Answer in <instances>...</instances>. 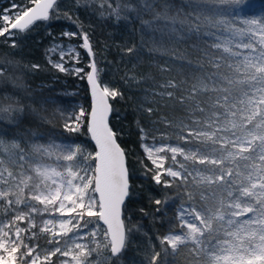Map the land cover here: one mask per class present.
I'll return each instance as SVG.
<instances>
[{
	"label": "snow or ice",
	"instance_id": "1",
	"mask_svg": "<svg viewBox=\"0 0 264 264\" xmlns=\"http://www.w3.org/2000/svg\"><path fill=\"white\" fill-rule=\"evenodd\" d=\"M86 2L73 0L76 6ZM249 8L248 0H138L118 4L107 14L117 20L129 18L121 17V11L137 19L150 14L152 19H141V31L152 29L176 44L192 41L191 51L179 57L187 62L177 77H125L127 83L152 80L153 87L143 90L141 107L162 104L185 113L171 120L161 117L175 132L159 139L152 135L153 144H142L155 171L152 179L183 189L175 222L157 236L159 251L156 245L145 250L142 264H264V5L258 14L247 15ZM60 15L58 0L12 2L0 11V37L16 48L19 35ZM63 17L72 19L68 12ZM160 21L163 27L153 28ZM62 36L79 37V47L94 56L89 33L65 31ZM57 48L61 61L73 53L79 60L75 47L65 51L54 45L50 51ZM149 50L162 49L153 41ZM49 63L68 71L63 63ZM88 67L91 112L81 108L61 118L68 133L80 132L86 122L95 152L52 138L25 148L22 142L44 134L0 129V264H89L92 253L102 248L118 259L130 242L121 219L129 194L125 152L108 124V98L122 93L101 85L102 69L95 59ZM144 110L152 114L157 109ZM24 114L18 100L0 105V119L17 129ZM139 131L142 141L151 135L144 127ZM10 135L14 138L6 139Z\"/></svg>",
	"mask_w": 264,
	"mask_h": 264
},
{
	"label": "trees",
	"instance_id": "2",
	"mask_svg": "<svg viewBox=\"0 0 264 264\" xmlns=\"http://www.w3.org/2000/svg\"><path fill=\"white\" fill-rule=\"evenodd\" d=\"M13 1L24 2L0 0V11ZM137 2L138 0H88L76 6L73 0H58L60 18L36 23L30 31L17 37L16 48L9 47L10 41L5 43V39L0 37V105L13 104L18 100L25 106V114L19 120V129L9 124L7 119H0V129L11 133L32 129L44 134L43 138L36 137L34 141L22 142V147L27 148L32 142L46 144L49 138H52L57 143L83 144L88 151L94 152L87 134L86 122L81 125L78 133H68L63 127L65 119L61 118L62 115L74 116L81 108L87 114L90 108V98L84 81V72L88 70L90 63L86 51L79 47L82 57L80 65L84 70L81 77L73 75L69 70L60 72L49 63L47 51L51 40L61 39L65 30L89 33L94 52L92 59H95L97 67L102 69L101 85L118 89L122 93V96L109 97L111 116L108 122L125 152L129 194L122 205V217L125 228L130 230V242L118 259L112 258L110 249L102 248L92 253V257L97 260L96 264H142L144 252L150 245H156V251H159L156 238L166 232L169 222H175L177 208L182 199L178 193L183 189H177L175 186L166 188L152 179L155 171L151 170L153 165L143 152L144 141L141 140L139 128L151 130V135L145 141L154 142L152 135L159 139L161 134L169 135L175 132V129L161 121V117L171 120L174 116L183 117L185 113H173L162 104L147 103L141 107L145 97L143 90L153 87L152 80L127 83L125 77L130 73L155 77L158 81L177 77L187 62L179 57L185 49L191 51L189 45L192 41L176 44L152 29L145 28L141 31V19H152L150 14H144L137 19L134 13L121 11V17L127 15V20H117L115 15H107L118 4L123 6ZM170 2L179 4L180 0ZM248 3L250 8L246 14H258L264 0H248ZM64 12H68L72 19H65ZM101 12L106 15L101 16ZM163 25L164 21H160L154 24L153 28ZM176 26L180 27L179 24ZM71 40L82 42L79 37H73ZM153 41L162 50L150 51ZM128 47H134L135 51L128 53ZM34 64L39 65V68L32 69ZM162 66L168 71L162 73ZM5 96L9 98L5 99ZM147 107L157 110L149 114L144 110ZM32 109L36 111L32 112ZM13 138L12 135L6 137L8 140ZM168 142L175 143L174 140ZM156 200L166 202L157 205Z\"/></svg>",
	"mask_w": 264,
	"mask_h": 264
},
{
	"label": "rangeland",
	"instance_id": "3",
	"mask_svg": "<svg viewBox=\"0 0 264 264\" xmlns=\"http://www.w3.org/2000/svg\"><path fill=\"white\" fill-rule=\"evenodd\" d=\"M14 2V1H13ZM12 3V2H11ZM11 3L7 6V8L10 7ZM15 3H18V4H21L19 2H15ZM6 8V7H5ZM3 8V9H5ZM2 9V10H3ZM65 31H68V30H65ZM64 31V32H65ZM71 32V31H69ZM73 38V37H72ZM51 44L50 46L48 47V57H49V60L51 59L53 62H60V63H63L64 66L69 70L71 71V73L75 76H78V77H81V73L77 74L75 73L74 69L79 67L82 69V66L80 65V63L82 62V57H81V52H80V49H79V45L81 44V42H75L74 40H71V38L69 37H64L62 36V38L60 39H53L51 40ZM54 45H60L64 48L65 51H67L68 48L70 47H75L76 49V52L79 53V60L77 61V59L75 58V54H71V55H66L64 57V60L61 61V58H60V55H59V52H60V49L57 48L55 52H51L50 49L54 46ZM87 71L84 72V76L86 75ZM143 143H148V144H153L154 142H151V141H144ZM157 146H159V144H157ZM144 152V151H143ZM168 163H170V161H168ZM185 207H187V205H185ZM179 208H180V205L178 206L177 208V212L179 211ZM102 236V234H101ZM92 246V245H91ZM93 247V246H92ZM89 260V264H96L97 263V260L96 258L92 257V255L88 258Z\"/></svg>",
	"mask_w": 264,
	"mask_h": 264
},
{
	"label": "water",
	"instance_id": "4",
	"mask_svg": "<svg viewBox=\"0 0 264 264\" xmlns=\"http://www.w3.org/2000/svg\"><path fill=\"white\" fill-rule=\"evenodd\" d=\"M31 6V5H30ZM84 50V49H83ZM86 51V50H85ZM86 54H87V51H86ZM87 56L89 57V55L87 54ZM90 59V61L92 60V57H89ZM87 72L88 71H90V68L88 67V70H86ZM84 81H85V84H86V87H87V91L86 92H88V95H89V98H90V108H89V111L87 112V113H90L91 112V106H92V96H91V88H90V85L88 84V81H87V78H86V75H85V78H84ZM108 103H109V105H110V102H109V98H108ZM110 108H111V105H110ZM110 116H111V112H109V117H108V121H109V119H110ZM108 124H109V122H108ZM109 127H110V125H109ZM87 134H88V136H89V139H90V141H91V143H92V146H93V148H94V152L96 151V145H95V142L91 139V135H90V133H88V130H87ZM117 141V140H116ZM117 143H118V141H117ZM119 144V143H118ZM121 147V146H120ZM122 148V147H121ZM125 161H126V158H125ZM126 167H127V165H126ZM128 182H129V178H128ZM126 199H127V196L125 197V200H124V202H123V204L122 205H124V203H125V201H126ZM121 205V219L123 220V217H122V212H123V206Z\"/></svg>",
	"mask_w": 264,
	"mask_h": 264
}]
</instances>
